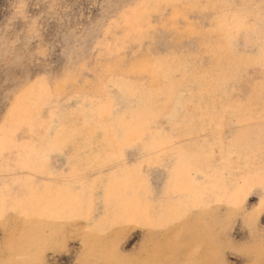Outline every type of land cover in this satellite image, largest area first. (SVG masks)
I'll use <instances>...</instances> for the list:
<instances>
[{
    "label": "rangeland",
    "instance_id": "374dc122",
    "mask_svg": "<svg viewBox=\"0 0 264 264\" xmlns=\"http://www.w3.org/2000/svg\"><path fill=\"white\" fill-rule=\"evenodd\" d=\"M0 264H264V0H0Z\"/></svg>",
    "mask_w": 264,
    "mask_h": 264
},
{
    "label": "bare ground",
    "instance_id": "6f19581e",
    "mask_svg": "<svg viewBox=\"0 0 264 264\" xmlns=\"http://www.w3.org/2000/svg\"><path fill=\"white\" fill-rule=\"evenodd\" d=\"M201 28V27H200ZM203 28V27H202Z\"/></svg>",
    "mask_w": 264,
    "mask_h": 264
}]
</instances>
